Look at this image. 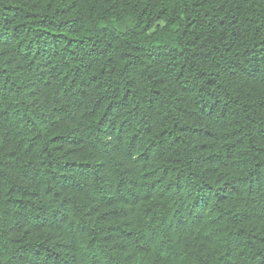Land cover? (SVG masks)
I'll list each match as a JSON object with an SVG mask.
<instances>
[{
	"label": "trees",
	"instance_id": "16d2710c",
	"mask_svg": "<svg viewBox=\"0 0 264 264\" xmlns=\"http://www.w3.org/2000/svg\"><path fill=\"white\" fill-rule=\"evenodd\" d=\"M0 264H264V0H0Z\"/></svg>",
	"mask_w": 264,
	"mask_h": 264
}]
</instances>
